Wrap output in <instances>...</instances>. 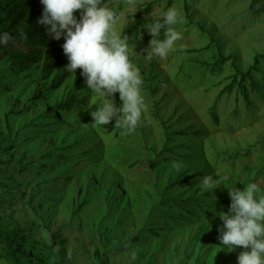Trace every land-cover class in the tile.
Wrapping results in <instances>:
<instances>
[{
	"label": "rangeland",
	"instance_id": "1",
	"mask_svg": "<svg viewBox=\"0 0 264 264\" xmlns=\"http://www.w3.org/2000/svg\"><path fill=\"white\" fill-rule=\"evenodd\" d=\"M120 3L121 35L136 22L163 21L169 7L185 18L174 26L182 39L167 57L145 59L154 38L147 28L130 47L144 79L142 121L132 131L116 127L115 119L93 124L91 112L102 101L80 69L52 89L51 77L42 80L36 65L17 73L15 59L0 64V82L12 88L0 92V136L23 143L12 159L6 153L0 159L16 168L17 189H25L16 205L0 203V210L6 221L38 225L36 241L61 250L71 264H237L243 248L221 246L222 221L215 214L228 211L230 202L192 217L185 205L193 210L205 175H226L241 190L248 182L264 188V87L261 93L249 88L255 103L246 105L236 86L226 92L234 73L230 61L211 67L219 50L234 56L242 71L264 53V0H137L134 14L124 0L106 5L115 9ZM155 39H164V30ZM68 63L64 54L52 76ZM258 66L260 77L264 64ZM65 95L70 110L54 107ZM115 103H122L119 93ZM213 104L218 121L210 115ZM178 129L199 134L177 141L172 132ZM174 161L182 163L180 172ZM178 177L187 182L170 187ZM58 232L61 239L53 237Z\"/></svg>",
	"mask_w": 264,
	"mask_h": 264
},
{
	"label": "clouds",
	"instance_id": "2",
	"mask_svg": "<svg viewBox=\"0 0 264 264\" xmlns=\"http://www.w3.org/2000/svg\"><path fill=\"white\" fill-rule=\"evenodd\" d=\"M43 5L38 23L45 27L55 40L64 39L62 49L69 63L65 71L75 76L81 70L85 84L102 103L91 112L93 124L105 126L115 119V126L127 131L135 130L147 110L143 94L144 79L139 67L130 59L127 35L116 31L121 14L105 4L104 0H40ZM124 6L133 14L138 9L137 0H124ZM79 10V18L75 15ZM185 18L175 7L163 13V21H156L146 28L154 37L145 51V59L153 56L167 57L182 33L174 26L183 24ZM161 30L164 39L157 40ZM11 40L8 32H0V45ZM119 93L122 102L115 103ZM183 165L174 161L172 168L180 172ZM228 177L205 175L200 180L203 191L225 186ZM243 190L227 187L230 196L228 211H220L222 224L218 228L221 246L228 251L242 247L237 264H264V188L257 182L244 184ZM226 187V186H225ZM215 197V196H214ZM216 200V197H215ZM215 212L214 210H212ZM210 228V224L208 223Z\"/></svg>",
	"mask_w": 264,
	"mask_h": 264
},
{
	"label": "trees",
	"instance_id": "3",
	"mask_svg": "<svg viewBox=\"0 0 264 264\" xmlns=\"http://www.w3.org/2000/svg\"><path fill=\"white\" fill-rule=\"evenodd\" d=\"M108 1L104 0L105 4ZM120 8L121 3L115 10L119 13ZM42 10L43 5L40 0H0V32H8L11 35V40L7 45H0V64L9 59H15L17 73L28 72L36 65L40 69L42 80H48L51 77V88L57 89L67 77L66 71L52 76L55 68L61 66L64 62V52L60 45L63 37L60 40L52 39L45 27L37 22L42 14ZM147 11H149L148 8L146 9ZM75 15L79 18V10L76 11ZM147 23H152V21L136 22L124 32L123 35L128 36L129 47L137 41L140 31L146 29ZM211 40L216 42L215 44L218 47L217 41L213 38ZM227 61H230L233 66L234 73L231 75L230 84L226 92H232L234 86H236V91L241 95L243 103L245 102L246 105H250L252 101L255 103L254 99H251L249 95V88L256 93L262 92L264 75L259 77L261 71L258 65L259 62L264 64V53L256 55L252 65L245 71H242L237 66V60L234 56H224L219 50L216 60L212 63L211 67L217 69ZM6 74L8 76L10 73L6 71ZM160 84L162 85V83ZM10 90L12 88L7 83L4 81L0 82V92L7 93ZM37 92L35 91L36 95ZM71 104L72 102L68 100V95H65V98L56 102L54 107L70 110ZM238 108L240 107H236V110ZM210 115L215 121H218L215 104L210 107ZM178 122L176 121L179 125ZM172 134L177 137L178 141V139L184 137L183 135L187 137L191 134L198 135L199 130L190 133L189 130L182 131L178 129V131H173ZM21 144H23L22 141H14L2 134L0 136V153L8 154L9 158L12 159ZM46 154H51V152ZM15 170L16 168L10 167L8 161L5 162L0 159V171L5 175V180L0 181V185L4 188V191L0 193V203L2 205H5L6 202L10 203L11 206L16 205L19 197L25 193V189L23 191L17 189L19 181L15 179ZM18 171L25 172L24 168ZM7 178L8 180L6 181ZM229 179L230 177H228ZM186 182L187 179H180L178 177L173 183H170V187ZM234 185V181L229 180L227 186L225 185L226 187L221 184L216 188L214 190L216 200L211 191H204L200 198H195L191 202L194 206L192 211L188 210L187 207L189 205L183 204L186 206L185 213L189 217H192L193 214L199 216L200 214L209 213L214 208L224 207L228 202H231L227 187ZM38 228V225L35 223L20 225L15 222L6 221L3 211L0 210V261H3L5 264H71V261L67 262L62 258L61 250L53 247L51 244L48 245L39 240L36 241L34 233ZM53 237L61 239L59 232L54 233ZM61 242L65 244L66 239Z\"/></svg>",
	"mask_w": 264,
	"mask_h": 264
}]
</instances>
